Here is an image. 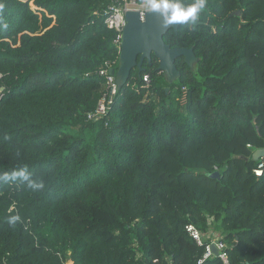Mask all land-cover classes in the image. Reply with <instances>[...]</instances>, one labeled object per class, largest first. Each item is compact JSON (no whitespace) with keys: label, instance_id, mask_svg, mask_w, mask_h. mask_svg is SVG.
Here are the masks:
<instances>
[{"label":"trees","instance_id":"trees-1","mask_svg":"<svg viewBox=\"0 0 264 264\" xmlns=\"http://www.w3.org/2000/svg\"><path fill=\"white\" fill-rule=\"evenodd\" d=\"M110 2L0 0V173L45 184L0 182V264H195L187 224L218 231L228 264H264V0H207L164 35L194 64L171 81L153 54L92 121L98 71L120 65Z\"/></svg>","mask_w":264,"mask_h":264},{"label":"water","instance_id":"water-1","mask_svg":"<svg viewBox=\"0 0 264 264\" xmlns=\"http://www.w3.org/2000/svg\"><path fill=\"white\" fill-rule=\"evenodd\" d=\"M240 14V11L234 12ZM127 24L123 32V39L120 50V65L117 70V83H124L133 68H142V64L147 59L151 61L154 54L159 60V67L168 80H174L179 76V70L176 65L177 57L184 55L188 62L196 61L193 49L177 47L172 48L164 40V35L170 29L178 30L180 25L165 27L163 19L157 13L147 12L144 20L141 19L140 13L130 11L126 14ZM3 88H1V91ZM258 158L264 157V148L258 149L255 153ZM213 177H220L221 172L215 171ZM216 255L219 250L215 245L212 246Z\"/></svg>","mask_w":264,"mask_h":264},{"label":"built area","instance_id":"built-area-1","mask_svg":"<svg viewBox=\"0 0 264 264\" xmlns=\"http://www.w3.org/2000/svg\"><path fill=\"white\" fill-rule=\"evenodd\" d=\"M130 11H137L140 13L141 19L144 20L147 11V6L144 0H111L108 6L104 9L103 23L110 29L117 32V37L114 42L119 46L121 50V44L123 39V32L127 24L126 14ZM113 63L107 61L105 66L102 67L98 74L106 79V91L99 101L97 108L88 114V119L92 121H98L108 113V110L113 102L114 96L117 94L119 84L117 83V75L112 70ZM144 80L149 82V75L144 76ZM1 97V95H0ZM181 104L186 105L188 101V90L185 86L182 87V95L180 97ZM263 163L258 169L255 170L257 175L263 173ZM185 230L197 241L199 245H204L205 250L202 256H200L195 264H205L209 258L218 256L228 264L227 244L222 240L215 230H210L207 233H203L194 224H187ZM215 245L219 250V254L216 255L212 246Z\"/></svg>","mask_w":264,"mask_h":264},{"label":"clouds","instance_id":"clouds-1","mask_svg":"<svg viewBox=\"0 0 264 264\" xmlns=\"http://www.w3.org/2000/svg\"><path fill=\"white\" fill-rule=\"evenodd\" d=\"M147 6V11L157 13L163 19L165 27L184 24H195L200 19V14L204 12L207 5V0H144ZM7 28V24L0 25ZM0 182L3 183H22L33 191L44 189L45 184L41 179L33 177L28 166L25 165L18 169H13L8 172L0 173ZM20 216L10 215L6 218V222L15 226L20 221Z\"/></svg>","mask_w":264,"mask_h":264},{"label":"rangeland","instance_id":"rangeland-1","mask_svg":"<svg viewBox=\"0 0 264 264\" xmlns=\"http://www.w3.org/2000/svg\"><path fill=\"white\" fill-rule=\"evenodd\" d=\"M34 9L36 8L35 6H32ZM193 62H195L194 60H192ZM194 64V63H193ZM215 232H217L219 235H220V233L218 232V231H215Z\"/></svg>","mask_w":264,"mask_h":264}]
</instances>
